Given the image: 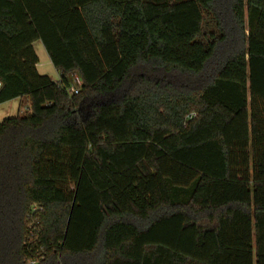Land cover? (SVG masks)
Returning a JSON list of instances; mask_svg holds the SVG:
<instances>
[{"label": "trees", "instance_id": "obj_1", "mask_svg": "<svg viewBox=\"0 0 264 264\" xmlns=\"http://www.w3.org/2000/svg\"><path fill=\"white\" fill-rule=\"evenodd\" d=\"M0 82V264H264V0H0Z\"/></svg>", "mask_w": 264, "mask_h": 264}, {"label": "crops", "instance_id": "obj_2", "mask_svg": "<svg viewBox=\"0 0 264 264\" xmlns=\"http://www.w3.org/2000/svg\"><path fill=\"white\" fill-rule=\"evenodd\" d=\"M37 44H40V46H42L40 42H36V43L33 44V47H34V50H35V53H36L38 59L41 58V59H39V62L37 64V70H38L39 64L41 62H43L46 65V67H47L46 68L47 71L52 73V71L50 69V66H52V65H51V63H50V61H49V59H48L43 47H41L42 50H36V45ZM48 65H50V66H48ZM38 72H39V70H38ZM49 77L52 79V75H50ZM53 81H55V80H53ZM26 110L27 111L29 110V103H28V100H26V98H23L21 100L20 99H16V100H12V101L0 104V122H2L6 118L15 117V116L23 113Z\"/></svg>", "mask_w": 264, "mask_h": 264}, {"label": "rangeland", "instance_id": "obj_3", "mask_svg": "<svg viewBox=\"0 0 264 264\" xmlns=\"http://www.w3.org/2000/svg\"><path fill=\"white\" fill-rule=\"evenodd\" d=\"M209 21V19L208 20H206V22H205V31H209V30H213V27H212V23H210V22H208ZM42 46H40V44H37L36 45V50H42V48H41ZM38 52V51H37ZM47 58V57H46ZM39 59H41V58H39ZM48 66H50V65H48ZM47 67H46V65L43 63V62H41L40 64H39V66H38V70H39V73L41 74V75H52V79L53 80H55L56 82L57 81H59V74L56 72V71H54L53 70V68H52V66H50V69H51V71H52V73H50L49 71H47V69H46ZM45 73V74H44ZM78 88V87H77ZM27 100V99H26ZM29 111V110H28ZM27 110L26 111H24L23 113H21V114H19L20 116H22V115H24V114H26L27 112H28Z\"/></svg>", "mask_w": 264, "mask_h": 264}, {"label": "built area", "instance_id": "obj_4", "mask_svg": "<svg viewBox=\"0 0 264 264\" xmlns=\"http://www.w3.org/2000/svg\"><path fill=\"white\" fill-rule=\"evenodd\" d=\"M75 82H76V85H79V84H80V82H79L78 79H76ZM1 87H2V84H1V82H0V89H1ZM77 92H78V90H77L76 88H74V87H72V88L69 90V94H76ZM192 116H193V115L191 114V115H189L188 118H191ZM31 264H33V263H31Z\"/></svg>", "mask_w": 264, "mask_h": 264}]
</instances>
